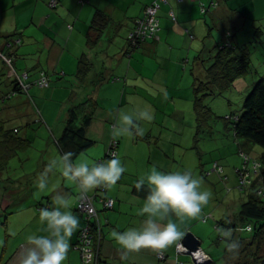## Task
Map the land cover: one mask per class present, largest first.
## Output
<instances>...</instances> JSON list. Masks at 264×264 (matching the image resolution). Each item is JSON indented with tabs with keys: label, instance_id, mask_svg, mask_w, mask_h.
Returning <instances> with one entry per match:
<instances>
[{
	"label": "crops",
	"instance_id": "crops-1",
	"mask_svg": "<svg viewBox=\"0 0 264 264\" xmlns=\"http://www.w3.org/2000/svg\"><path fill=\"white\" fill-rule=\"evenodd\" d=\"M51 1H57L56 7L50 6L52 9L49 7ZM165 1L160 3L158 13L161 27L158 40L148 41L140 48L130 50L127 37L136 19L142 17L145 8L157 0H0V50L6 49L8 55L12 56L17 76L29 75L26 84L31 88L26 94V97L29 96L27 99H33L30 92L34 88L40 89L34 83L44 71L49 75L51 84L46 89H40L43 90L40 95L52 101L57 99L60 104V115L50 121L40 118L29 102L21 107L12 105L13 108L4 111L2 116L3 119L20 121L29 128L38 122L37 119H41L43 123L36 136L47 144L44 146L43 143L44 150L40 155L34 154L37 156L36 164L30 167V172L26 162L33 155L28 154L31 142L15 158L21 162V171L16 174L13 166L9 175V163L7 170L0 173V264H19L18 255L27 246V238L31 235H48L46 224L39 220L40 204L51 208L52 197L57 193L70 194L73 201L71 211L79 219V228L69 241L70 250L63 264H83L80 252L74 249L80 232L86 227L84 217L77 211L81 195L90 197L97 211L98 218L94 221L99 229L96 231L95 252L106 264H181L179 261L170 263V253L176 251L185 235L192 233L202 247L203 227L208 224V221H204L206 217L214 219L209 221L215 227L230 213V208L221 203L211 205L210 212L201 209L197 216L202 217L194 224L195 232L191 230L194 220L184 218L181 223L171 214L170 219L177 224L183 236L164 249L144 248L129 252L110 238L112 230L125 232L142 226L147 216H141L138 212L145 199L134 192L135 184L142 176L146 177L153 167L162 168L158 169L160 172H173L183 152L179 138H170L163 133L157 136L159 138H153V143L148 146L141 143L144 142L142 134L137 133V141L133 134L132 137L124 134L121 136L125 139L123 146L121 137H111L108 125L112 116L107 121L95 117L98 106L104 101L119 100L120 110L112 127L117 123L124 101L135 112L139 108H150L155 119L161 114L168 117L165 112L156 109L157 99L162 94L158 92L161 88L157 87V77L164 80L167 73L175 69L180 73L181 69L185 73L182 76L189 73L194 77L193 87L196 77H205L206 63H201L197 57L204 55L206 58L226 36L231 35L232 42L238 45L243 39L239 38L240 34L249 22L259 27L260 37L264 36V0H200L201 4L211 9L207 15L202 14L199 4L193 0H184L181 4L178 0ZM213 2L217 4L213 5ZM96 11L111 18L101 33L91 28ZM89 34L94 37L90 46ZM85 54L91 64V72L80 82L77 79L79 60ZM108 92H114L116 96L111 97ZM88 99L97 103L94 120L87 133L96 145L74 162L87 158L91 164L109 159L111 152L106 142L109 139L115 142V147L117 144L116 156L126 171L116 185L88 192H81L59 172H53L49 174L48 187L41 192L36 187L38 175L50 159L63 154L58 140L65 129L67 109ZM22 107L26 112L19 114ZM125 112L129 113L128 109ZM23 136L34 143L27 129ZM160 141L163 143L158 145ZM166 144L170 146L165 148ZM110 200L113 207L106 209L105 201ZM159 253H164V259L157 258Z\"/></svg>",
	"mask_w": 264,
	"mask_h": 264
},
{
	"label": "rangeland",
	"instance_id": "rangeland-1",
	"mask_svg": "<svg viewBox=\"0 0 264 264\" xmlns=\"http://www.w3.org/2000/svg\"><path fill=\"white\" fill-rule=\"evenodd\" d=\"M53 2H56L55 5H52ZM50 3L51 4H49V7H56L57 5V1H51ZM258 30V26H255L253 23L249 22L247 24V27L244 29V31H242L239 37L243 39H240V43L238 45L246 46L247 51L250 54L251 65L247 75L237 80L235 83V88L230 89L229 91L224 93L223 96L208 97L204 99V106L209 108L212 111L213 115L207 121V131L201 132L200 140L198 141V143H196V145L193 141V138L197 127V120L194 111V91L193 87H191L194 77L189 73H187L185 76H182L185 73L181 72V69L180 73L177 72V69H175L173 72L167 73L166 77H164V80H160L158 79V77L156 78V83L158 85L157 87L161 88L158 89V92L162 93L159 96L160 98L157 99L158 102H156V109L158 108L159 111L165 112L168 117L161 114L158 119H155L154 115L151 113L150 108H146L145 110H143V108L138 109V112L147 111L152 116L151 120L136 121L137 126L142 129L141 138L144 141L141 142L142 144L148 146L149 143H153V138H159L157 136H161L160 134L162 133L166 136H169L170 138H179V140H181L180 144H182L181 149L183 153L181 158L179 157L177 159V164L175 165V169L173 170V172H191L195 178L200 180V190H207L211 192V197L208 203L202 206V209L205 212H210L211 205L221 203L227 208H230V213L233 212L237 216L238 214H240L244 203L249 199V195L254 193L255 190L261 186V181L259 178L260 171L254 168L255 170L253 172V164L254 161L257 160L262 154V148L248 143L245 140L233 138L232 133L229 130L231 125L227 120L228 117L236 116L242 112L243 103L246 97L252 91L254 84H256L260 80V78L264 76V36L260 37ZM154 40L157 41L158 39ZM1 69L2 67L0 65V70ZM7 70L9 71V73H11L12 76L17 77L18 80L25 74L29 76L27 73L23 74L22 76L15 75L13 73V69H11L10 66L9 69L7 68ZM8 76L9 74L6 77H2V79L6 81L8 79ZM198 78L199 80H201L200 77ZM0 84V90L2 92H8L7 84ZM29 89L27 92H29ZM247 89L249 92L247 91L248 93H245ZM41 91L43 90L34 88V90L30 92L33 99L28 100L27 98L29 96L26 97L25 95H20L15 99L7 101L2 106L6 107L20 103L23 106L25 102H29V104L35 108V112H38L40 118H46L48 121H50L51 119L60 115V104L58 103V101H56L57 99L52 101L51 99L42 97L40 95ZM108 94L111 97L116 96V93L114 92H108ZM154 95L156 96L155 92ZM34 96L37 97V100ZM141 96L143 95L141 94ZM126 103L127 102L124 101L123 111H126V109H128L129 113H137L135 112L133 107H130V105L128 108ZM119 110V100L117 101L116 98L113 99L112 102L104 101L98 106V110L96 112L95 117L104 121H107L109 116H112V121L108 125L111 137L113 129L111 124L113 121L114 123L116 122V117ZM25 112V108L22 107V111H20L19 114H24ZM172 113L174 115H172ZM65 114L63 118H65ZM37 121L38 122L33 124L30 128L26 127L24 124H21L20 121L11 120V122L9 123L10 127L21 126V130L23 132L25 131V129H27L30 133V136L34 138V143L29 140L32 147L29 149L28 154L30 153V155H32L33 153L32 158L30 156V160L26 162L29 172L30 167H34L36 164L37 156L35 155H40V152L44 150V146H46L47 144L45 140L41 141L40 137L36 136V132L41 128L43 123L40 122L41 119H37ZM132 134L134 135L135 141H137V132L135 131V129L133 130ZM121 139L124 146L125 139H123L122 137ZM106 142L109 143L108 150L110 149V152L115 153L116 155L115 149L117 147V144L115 147V142H110L109 139H107ZM161 143H163V141H160L158 145ZM169 146L170 145L166 144L165 148H168ZM243 153L249 156L251 160L250 165H247L245 159L246 155H244ZM108 155L110 157V154ZM20 163L21 162L17 159H13L10 161L11 170L9 169V175H11L13 166L15 167L16 174L21 171ZM246 166H249V173H251L250 176H246L242 172H240L241 170L246 168ZM156 169L162 170V168L160 167H156ZM207 171L210 172L208 175ZM169 172L172 171H167V173ZM251 183H254V187H251ZM201 217V215L194 218L185 217L186 220H194L193 226L191 227L192 231L195 232L194 224ZM206 218L208 224L203 227V245L201 247V250L204 253H211L212 256L215 255L214 258L217 261L216 264H223L228 262V264H235L236 262L234 261H237L235 258L238 257L241 250L240 248H242L240 243L238 242V248L229 250L230 256L228 259L227 257L223 258V246L221 245L220 247H218V233L216 232V230H214L213 223H210L211 221H209L214 219H209L208 217ZM188 226L190 227L191 225ZM245 236L247 235L245 234ZM183 249H185L184 246H182V250ZM204 253L202 255H204ZM259 255H264V251H261ZM190 256L187 255L185 251H179L178 253L176 249V251L170 253V263L179 261L180 263L193 264L194 260Z\"/></svg>",
	"mask_w": 264,
	"mask_h": 264
},
{
	"label": "trees",
	"instance_id": "trees-1",
	"mask_svg": "<svg viewBox=\"0 0 264 264\" xmlns=\"http://www.w3.org/2000/svg\"><path fill=\"white\" fill-rule=\"evenodd\" d=\"M196 2L200 5L201 12L204 9V12H202L203 15L209 14V11L211 10L209 9V7L205 6L203 3L201 4L200 0H196ZM179 3L181 4V2ZM213 3V5L217 4L216 2ZM148 7H146L145 10ZM142 17L136 19L134 27L127 37L128 48L130 50L140 48L144 43H147L148 41H154L145 40L144 42L137 43V45L135 46L130 42L129 37L131 33L135 31L137 21ZM110 20L111 18L109 16L101 13L100 11H96L93 15L91 28L92 30L95 29V31L97 30L99 33H101L102 30H104V28L108 25ZM258 31L260 33V29ZM88 40L90 46V44L93 43L94 37L89 34ZM214 49L215 50L209 52V55L206 58H204V55L203 57L201 55L197 57V60H200L201 63H206V65L204 69V79L201 78V80H199V78L196 77L197 79L195 80V83L193 85L194 111L197 120V127L194 135L195 145L200 140L201 132L207 131V121L213 115L212 111L204 106V99L208 97L223 96L224 93L232 88H235L236 81L247 75L251 65L250 54L247 51V47L239 46L236 43H233L231 35L226 36L225 40L220 44H216L214 46ZM7 52L8 50L6 49L0 50V65L2 67V69L0 70V83H8V92H2L0 90V173L6 171L10 161L15 159L20 152L26 150L30 146V141L23 136V131L20 129V127H18L19 129L10 127L9 123L11 122V120L2 118V116H4V111L11 110V108H13L12 105L3 107V104L11 99L17 98L20 95L26 96V94H28V92L26 93L21 87L18 78L12 76L11 73H9V71L7 70V68L9 69L10 66L11 69H13V73L16 75V71L13 65V58L12 56L8 55ZM7 61L10 62V65L7 63ZM90 72L91 64L87 61L85 54L83 55L82 59L79 60L77 79L81 82L84 78L87 77ZM41 73H44L49 79L50 83L48 87H50L51 80L49 75L44 71H42ZM8 74V79L4 81L2 77H6ZM247 91L245 93L249 92ZM21 106L22 105L17 104V107ZM96 110L97 103L92 99H88L83 103L73 104L67 111L65 129L61 138L58 140V145L62 153L68 151L75 153L73 161L77 159L81 154L85 153L87 150L96 145V142L94 140H91L87 136L88 129L90 128L94 120ZM227 120L231 125L229 130L232 133L233 138L245 140L248 143L262 148V154L257 160L254 161V165L259 164L260 166L259 178L261 181V186L257 188L254 193L249 195V199L244 203L240 214L236 216V214L231 212L227 215V217L216 223L214 230H216V232L218 233L217 245L220 244L223 246V258L227 257L228 259L230 256L228 245L233 240L238 241L242 248H240L241 250L238 257L235 258L237 260L234 261L236 262L235 264H264V255H259L261 251H264V76H262L256 84H254L252 91L246 97L243 103L242 112L236 116L228 117ZM244 155H246L245 157L248 159V163H251L249 156L247 154ZM244 170L245 168L240 172ZM207 173L209 174L210 172L207 171ZM251 187H254V183H251ZM134 192L140 198L146 199V197L149 195V186L145 184L139 190L134 187ZM106 202L107 201H105V203ZM40 206V208L45 207L41 204ZM78 206L77 211L82 214L79 211ZM82 216L84 217V219L86 217L85 228H87V226L90 227L92 234H96V231H98L99 228L96 225L97 222L94 221L95 219H89L84 214H82ZM206 220L207 219H205L204 221ZM0 225H2V223H0ZM246 225H250V230L242 232L236 231L238 227H244ZM84 229H82V231ZM220 229H232L231 236H221ZM245 234L247 236H245ZM205 254L210 259L209 264L217 263L216 259L214 258L215 255L212 256L211 253ZM97 258L98 263L95 264H106L103 263L100 255H98Z\"/></svg>",
	"mask_w": 264,
	"mask_h": 264
},
{
	"label": "clouds",
	"instance_id": "clouds-1",
	"mask_svg": "<svg viewBox=\"0 0 264 264\" xmlns=\"http://www.w3.org/2000/svg\"><path fill=\"white\" fill-rule=\"evenodd\" d=\"M151 119L152 116L147 111L126 113L121 110L112 129L113 138L124 134L131 135L134 129L142 134L136 121ZM74 155L75 153L68 151L50 159L38 175L36 187L41 192L44 191L48 187L49 174L59 172L81 192H88L99 187L110 188L116 185L126 171L115 154H110V158L101 163L91 164L87 158L74 162ZM145 182L149 186V195L138 212L141 216H147L142 226L125 232H110V238L129 252L144 248L164 249L173 244L183 233L170 219V215L174 214L183 223L185 217H196L211 197L210 191L200 190L201 182L191 172L164 173L153 167L146 177L142 176L138 180L136 189H141ZM72 203L70 194L57 193L52 197L51 208L44 207L39 210V220L46 224L48 235L29 236L27 246L18 255L19 264H63L70 250L69 241L79 228V219L71 211ZM163 221L166 222L161 223ZM247 230H250V225L236 229L241 232ZM231 233L232 229H220L221 236H231ZM238 246V241L235 240L228 245L229 250ZM204 255L207 257L205 253ZM207 260L210 259L207 257Z\"/></svg>",
	"mask_w": 264,
	"mask_h": 264
},
{
	"label": "built area",
	"instance_id": "built-area-1",
	"mask_svg": "<svg viewBox=\"0 0 264 264\" xmlns=\"http://www.w3.org/2000/svg\"><path fill=\"white\" fill-rule=\"evenodd\" d=\"M183 0H179V2H182ZM196 1V0H195ZM56 2H53L52 5H55ZM160 3H166L165 0H157V2L153 3L150 7H148L143 17L137 21V25L135 28V31L131 33L129 40L130 42L135 46L139 42H144L145 40H154L158 39V35L160 32V26H159V20H158V12L160 10ZM204 12V9L202 10ZM173 21L175 20L172 15ZM188 32V31H186ZM193 38V37H192ZM8 64L10 65V62L8 61ZM28 76L25 74L19 79V83L23 90L27 93L28 89L30 88V85L26 84V81L28 80ZM49 79L46 77L44 73L40 74V78L34 83V86H37L40 89H46L49 86ZM111 154H115L112 153ZM247 165H250L251 163H248V159L245 157ZM254 165V164H253ZM259 164H256L253 166V172L254 168L256 170H259ZM244 175H251L249 173V166L245 168L244 171H242ZM105 207L111 209L113 207V201H107L105 203ZM79 211L86 215L87 218H97V211L93 206V201L90 197L86 195H81L79 198ZM96 237H98V233L92 234L91 228L87 226L85 228L79 237L78 244L74 247L78 252H80L83 260V264H95L98 263V253L95 252V242ZM177 251H186L185 249L182 250V245L179 244L177 247ZM203 253H197L194 254V258L197 259L198 262H202L207 260V257L205 255H202ZM204 256V257H202ZM164 255L163 253H159L157 255V258L163 259Z\"/></svg>",
	"mask_w": 264,
	"mask_h": 264
},
{
	"label": "water",
	"instance_id": "water-1",
	"mask_svg": "<svg viewBox=\"0 0 264 264\" xmlns=\"http://www.w3.org/2000/svg\"><path fill=\"white\" fill-rule=\"evenodd\" d=\"M185 249H186V254L187 255H191L190 257H192V259L194 260L193 264H200V263H203V264H209L210 263V260H205L204 262H198L197 259L194 258V254H197V253H201L202 250H201V243L200 241L192 234V233H187L184 237V239L182 240V243H181Z\"/></svg>",
	"mask_w": 264,
	"mask_h": 264
},
{
	"label": "bare ground",
	"instance_id": "bare-ground-1",
	"mask_svg": "<svg viewBox=\"0 0 264 264\" xmlns=\"http://www.w3.org/2000/svg\"><path fill=\"white\" fill-rule=\"evenodd\" d=\"M200 264H203V263H200Z\"/></svg>",
	"mask_w": 264,
	"mask_h": 264
}]
</instances>
